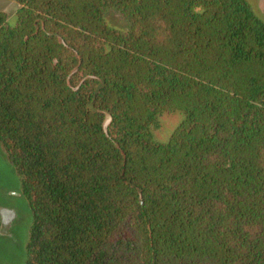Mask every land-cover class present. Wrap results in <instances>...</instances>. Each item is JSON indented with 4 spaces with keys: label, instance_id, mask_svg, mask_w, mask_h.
I'll use <instances>...</instances> for the list:
<instances>
[{
    "label": "trees",
    "instance_id": "16d2710c",
    "mask_svg": "<svg viewBox=\"0 0 264 264\" xmlns=\"http://www.w3.org/2000/svg\"><path fill=\"white\" fill-rule=\"evenodd\" d=\"M15 2L12 20L0 10V151L32 217L24 264H264L250 3Z\"/></svg>",
    "mask_w": 264,
    "mask_h": 264
},
{
    "label": "rangeland",
    "instance_id": "374dc122",
    "mask_svg": "<svg viewBox=\"0 0 264 264\" xmlns=\"http://www.w3.org/2000/svg\"><path fill=\"white\" fill-rule=\"evenodd\" d=\"M247 1L264 19V0ZM16 8L15 0H0V10L6 12L10 20ZM107 20L111 26L127 28V23L113 10L109 11ZM180 119L178 112L164 113L160 117L159 128L153 133L154 139L165 142ZM31 222L28 203L20 193L18 177L0 151V264H24Z\"/></svg>",
    "mask_w": 264,
    "mask_h": 264
}]
</instances>
